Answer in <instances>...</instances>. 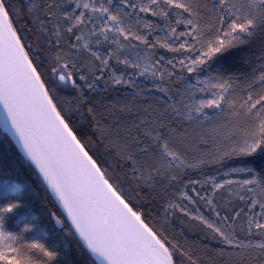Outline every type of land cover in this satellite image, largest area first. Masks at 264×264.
<instances>
[{
    "label": "trees",
    "instance_id": "1",
    "mask_svg": "<svg viewBox=\"0 0 264 264\" xmlns=\"http://www.w3.org/2000/svg\"><path fill=\"white\" fill-rule=\"evenodd\" d=\"M86 1L83 22L69 33L67 28L76 24L69 17L75 0H8L25 51L66 122L110 182L165 242L174 264H264V252L229 246L198 219L231 231L244 245L264 241L255 228L264 211L259 207L264 203V148L251 156L240 153L264 120L259 105L249 112L245 103L249 96L252 103L264 96V23L259 22V10L252 0H227L224 6L219 0H180L190 12L167 0ZM236 15L258 16L254 35L240 34L243 43L234 42L211 59L203 57L209 42L223 39ZM193 25L198 31L189 36ZM202 58L204 63H193ZM65 63L79 89L71 82L58 87L50 81L52 69ZM81 75L86 80H80ZM114 78L122 83L116 85ZM218 84H226L227 91L214 87ZM220 95V107L196 111ZM157 142H167L180 160H163ZM125 144L131 153L124 150L121 159ZM146 147L149 153L144 155L140 150ZM129 154L135 163L126 159ZM252 175L255 192L244 184ZM7 180L23 189L0 193V206L20 205L3 221L2 230L16 237L5 242L17 249L10 256H19L25 264H99L38 170L0 127V185ZM236 212L240 215L233 219ZM51 213L63 223L56 224ZM34 243L55 257L31 247Z\"/></svg>",
    "mask_w": 264,
    "mask_h": 264
},
{
    "label": "snow or ice",
    "instance_id": "2",
    "mask_svg": "<svg viewBox=\"0 0 264 264\" xmlns=\"http://www.w3.org/2000/svg\"><path fill=\"white\" fill-rule=\"evenodd\" d=\"M153 2L155 3V0ZM167 3L186 12L191 11L188 5L181 3L180 0H167ZM219 3L224 6L227 0H219ZM252 4L259 10V22L264 23V0H252ZM83 6L89 7L88 4ZM47 7L51 10L53 5L49 4ZM11 11L8 0H0V105L7 113L6 129L10 127L12 131L14 130L13 133L22 144L26 156L39 169L43 180L63 206L75 232L78 233L91 253L102 261V264H173V254L165 246V242L144 222L142 214L135 211L117 187L110 182L106 173L89 155L85 145L77 138L61 111L58 110L41 80V74L33 66L29 54L24 50L25 45L21 42L18 30L13 25ZM101 11L107 13L108 9L104 8ZM141 11H147V9L142 8ZM258 16L236 15L228 25V29L223 32V39L217 38L215 41L209 42L207 51L202 54L203 57L211 59L212 56L234 46V42L243 43L240 34L249 37L254 35ZM65 19L68 17L66 16ZM108 19L115 21L117 18L109 16ZM82 22L77 17L76 24L68 27L67 31L71 33L73 27ZM43 23L44 21H41V25ZM187 23L193 24L192 20ZM221 24H223V18H221ZM195 31L198 29L193 25V31L187 35L191 36ZM123 32L124 30H121L122 34ZM136 38L141 39L140 37ZM180 48H185V45L181 44ZM204 62L203 58L193 61L194 64ZM102 63L107 65L108 61L103 60ZM191 70L189 68V71ZM52 71L58 74L61 82H71L74 89L80 88L68 63L61 65L58 69L53 68ZM79 79L86 80V77L81 75ZM260 79L264 81V76ZM114 83L119 85L122 83V79L114 78ZM87 86L92 87L91 84ZM214 87L221 89L222 92L227 91L226 84H218ZM223 99V95H220L218 98L202 102L196 111H202L205 107L218 108ZM252 99V96H249L245 102L250 104L248 111L251 112L258 105L260 111H264V96L254 103H252ZM89 111L91 112L92 109L90 108ZM9 121H11V125H9ZM134 143L138 145L139 142L134 141ZM156 147L157 155L163 160L169 163L180 160V157L167 142L163 144L157 142ZM261 148H264V120L260 121L258 132L253 134L252 142L246 141L240 148V153L251 156ZM124 150L131 153V147L127 144L123 146L121 159H125ZM140 151L147 155L149 148L146 147ZM126 159L135 163L132 154L127 155ZM136 171L137 168L133 167V173ZM157 171L159 170L157 169ZM172 179L174 180L175 177L173 176ZM252 183H256V181H244V184ZM217 187H223V185ZM11 191L18 193L21 188L16 185L12 187ZM255 203L253 202V207ZM19 207L20 205L15 202L0 206V262L2 264H25L19 256L13 258L9 255V253H17V249L5 242L13 241L16 237L12 233L2 230L5 215ZM259 207L264 210V203H260ZM239 215L240 213L236 212L233 219ZM261 215L262 219L256 220L255 228L264 234V211ZM51 216L56 224L63 223L62 218L58 217L56 213H51ZM198 219L217 233L225 244L236 248L259 249L264 252V241L244 245L236 239L231 231L225 232L221 227L204 220L203 217H198ZM224 220H228V217H224ZM249 224V234L251 235L252 222L249 221ZM31 247L39 248L50 259L55 257L54 252L45 250L44 246L39 243H34Z\"/></svg>",
    "mask_w": 264,
    "mask_h": 264
},
{
    "label": "rangeland",
    "instance_id": "3",
    "mask_svg": "<svg viewBox=\"0 0 264 264\" xmlns=\"http://www.w3.org/2000/svg\"><path fill=\"white\" fill-rule=\"evenodd\" d=\"M86 0H75V7L74 10L70 12V19L72 21H76V18L79 17L80 19L85 15L84 11L87 10L83 5L87 4ZM61 65H56L54 68H59ZM50 81L53 83V85L58 86V87H66L67 82H61L58 78V74L53 73V71L50 74ZM247 180H255V177L252 175L250 176ZM19 185L16 182L13 181H5L0 185V193H12L11 189L13 186ZM249 186V189L252 190V192H255L257 189V183H252V184H246ZM20 186V185H19ZM21 187V186H20Z\"/></svg>",
    "mask_w": 264,
    "mask_h": 264
},
{
    "label": "water",
    "instance_id": "4",
    "mask_svg": "<svg viewBox=\"0 0 264 264\" xmlns=\"http://www.w3.org/2000/svg\"><path fill=\"white\" fill-rule=\"evenodd\" d=\"M25 50V49H24ZM45 86V85H44ZM46 88V87H45ZM0 127H1V129L3 130V131H5L6 133H8L9 135H10V137L13 139V141H14V143L16 144V146L18 147V149L22 152V154L35 166V168L38 170V172H39V169L36 167V165L26 156V154H25V152H24V149H23V147H22V144L21 143H19V141H18V137L16 138L14 135H13V133H11L9 130H7L6 128H4V126H3V123H2V119H1V116H0ZM39 174H40V172H39ZM41 175V174H40ZM41 177H42V175H41ZM42 179H43V177H42ZM45 182V181H44ZM46 183V182H45ZM46 185H47V183H46ZM47 187H48V185H47ZM49 188V187H48ZM49 190L51 191V189L49 188ZM51 193H52V191H51ZM52 195L54 196V198L56 199V201L58 202V204L60 205V207H61V209L63 210V212L65 213V215L67 216V213L64 211V208H63V206L61 205V203L59 202V200L56 198V196L52 193ZM67 218H68V216H67ZM68 220H69V222H70V224L72 225V223H71V220L68 218ZM72 227H73V229H74V226L72 225ZM74 231H75V229H74ZM77 234V236L79 237V235H78V233H76ZM80 238V237H79ZM81 239V238H80ZM82 242H83V244L85 245V247L87 248V246H86V244L84 243V241L83 240H81ZM166 246V245H165ZM167 247V246H166ZM88 249V248H87ZM89 250V249H88ZM90 251V250H89ZM91 252V251H90ZM93 255V254H92ZM94 256V255H93ZM94 258L97 260V262L99 263V264H102V261L101 260H99L96 256H94ZM172 260H173V264H174V259H173V256H172Z\"/></svg>",
    "mask_w": 264,
    "mask_h": 264
},
{
    "label": "bare ground",
    "instance_id": "5",
    "mask_svg": "<svg viewBox=\"0 0 264 264\" xmlns=\"http://www.w3.org/2000/svg\"><path fill=\"white\" fill-rule=\"evenodd\" d=\"M0 116H1V119H2L3 126H4V128H6V119H7L6 116H7V113L4 112V109H3L2 105H0ZM9 125H11V121H9ZM7 130H9L11 133L14 132V130L12 131L10 127H7ZM13 135H14V133H13Z\"/></svg>",
    "mask_w": 264,
    "mask_h": 264
},
{
    "label": "clouds",
    "instance_id": "6",
    "mask_svg": "<svg viewBox=\"0 0 264 264\" xmlns=\"http://www.w3.org/2000/svg\"><path fill=\"white\" fill-rule=\"evenodd\" d=\"M20 188H21V191H22V190H23L22 187H20ZM12 193H16V192H13V191H12Z\"/></svg>",
    "mask_w": 264,
    "mask_h": 264
}]
</instances>
